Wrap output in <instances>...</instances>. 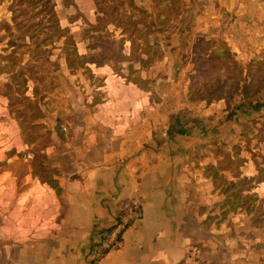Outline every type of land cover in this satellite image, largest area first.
Returning a JSON list of instances; mask_svg holds the SVG:
<instances>
[{"label":"crops","instance_id":"crops-1","mask_svg":"<svg viewBox=\"0 0 264 264\" xmlns=\"http://www.w3.org/2000/svg\"><path fill=\"white\" fill-rule=\"evenodd\" d=\"M186 1L192 3L196 40H225L244 67L264 59V0ZM75 2L80 9L90 0ZM84 14L90 21L96 18V12L94 19ZM185 17L180 15L178 22ZM183 30L167 31L170 35L159 46L161 55L142 68L150 90L127 82L109 64L88 63L90 72H81L79 80L82 92L27 95L29 102L35 101L34 111L43 115L34 123L42 124L40 132L50 136L41 152L56 172L44 179L31 161L28 171L14 173L8 156L12 147L2 143L5 157L0 161L8 164L0 170V264H92L89 253L97 230L111 227L120 201L133 196L141 197L144 216L126 231L122 248L99 264L261 260L262 236L251 229H262L252 217L260 209L264 212V181L242 189L241 199L256 195L253 210L242 200L233 204L232 193L240 185L229 184L255 177V161H264V105H242L229 117L225 98L191 100L194 48L178 41ZM74 37L79 53L89 54L82 34ZM64 63L68 67L65 58ZM79 73L69 70L76 79ZM155 80L168 84L158 99ZM184 108L194 121L187 133L170 138V116ZM16 122L22 130L21 118ZM35 144L23 141L22 147ZM219 146L233 160L243 161L239 175L219 169L224 160ZM32 155L27 153V161ZM212 172L218 173L219 186ZM249 231L256 236L246 235Z\"/></svg>","mask_w":264,"mask_h":264},{"label":"trees","instance_id":"trees-1","mask_svg":"<svg viewBox=\"0 0 264 264\" xmlns=\"http://www.w3.org/2000/svg\"><path fill=\"white\" fill-rule=\"evenodd\" d=\"M119 2L126 4L133 14L127 11L120 12V7L116 4L111 6L99 5L96 19L93 22L80 11L75 0H62V4L65 7H74L76 10V13L68 17L70 22L81 19L89 26L84 28L82 32V38L87 42V48L91 50L87 55L79 53L77 41L70 28L62 25L56 11V0H10L8 10L12 13V21L17 31V36L24 42L26 39L32 41L36 49L32 53V57H37L36 54H38L39 48L46 46L47 41L52 40L53 44L56 41H62V46L59 49L62 50L67 66L72 73L79 68L90 72L88 63H94L97 66L109 64L127 82H133L143 90H150L149 81L144 79L141 73L135 69L133 62L138 63L140 67L150 66L153 63L147 61L148 59L145 57V55H148L149 58V49L151 47L147 50L144 46L147 45L149 36L154 32L150 29L151 26L149 24L152 13L154 12L158 19L163 15L160 0H153L152 11L138 5L135 0H120ZM96 4H99L97 0ZM40 15L47 17L46 22L38 19ZM111 25L116 30L121 29L123 37L116 40L115 34L109 30ZM41 30H46L45 34L47 37L45 39L35 38L36 34ZM138 41H143L145 45L141 46ZM198 41H201L196 50L199 57L194 63V72L190 74L189 98L193 101L206 100L207 102L225 98L229 117H232L235 110L242 105L249 109L261 108L262 105L258 103V100L264 97V93L261 94L260 91V89H264V59L252 60L244 67L236 60L225 40L221 38H200ZM127 48L128 50H126ZM4 58L12 64L9 55L4 56ZM214 61L222 62L225 66H229L230 63L237 67V70L235 73L222 74L224 76L222 79L221 77L202 79L208 72L219 69V65L214 63ZM123 62H129L128 75L123 73L120 67ZM5 73L9 74L10 80L14 82L20 76L23 78L27 77L23 72L16 73V71H10L8 68L0 67V75ZM233 100L238 103L232 105ZM254 102L255 104L251 105ZM40 114L38 113L39 116H43ZM193 121L191 111L188 108L171 114L167 130L168 136L173 138L177 134L187 133L188 126ZM262 132L264 133V122L262 123ZM218 149L224 156L222 163H219V169H228L235 175H239V167L243 164V161L239 159L233 160L231 154L224 151L223 146H219ZM255 163L258 169V174L255 177L245 178L240 182L229 184V188L230 186L240 185L239 190L232 193L234 196L233 204L238 205L239 201L242 200L250 210L254 209L257 197L252 193L241 199V192L243 188L252 189L254 187L253 182L264 181V161L261 164L256 160ZM211 175L215 184L219 186L216 181L218 173L212 172ZM259 211L261 212V209L256 211L252 221L253 223H261L262 228H264V212L262 210V217H260ZM262 247H264V243Z\"/></svg>","mask_w":264,"mask_h":264},{"label":"rangeland","instance_id":"rangeland-1","mask_svg":"<svg viewBox=\"0 0 264 264\" xmlns=\"http://www.w3.org/2000/svg\"><path fill=\"white\" fill-rule=\"evenodd\" d=\"M56 1V11L60 16L62 25L68 26L73 35H76L77 37L79 34L81 35L84 28L89 26L81 19L75 23H70L68 21V17L71 15V13H76V10L74 8L64 7L61 0ZM97 1L99 4H96V0L94 3H91L90 0L88 4L83 2L81 4L80 9L84 13H87L91 19H94L95 12L97 16L99 5L111 6L116 4L120 7V12L127 11L133 14L126 4H121L119 2L120 0ZM135 2L140 6L146 7L149 9V11H152L153 0H135ZM9 4L10 0H0V67L4 69L8 68L10 71H16V73L23 72L27 77L23 78L20 76L14 82L10 80L9 74L5 73L0 75V149L2 148V143L4 141H6L7 145L12 147L10 152H8V156H10L12 159V161L9 163L10 170L14 173H23L28 171V164L33 161L32 163H34V172L39 174L44 179L51 178L54 176L56 171H54L49 164L45 163L46 155L41 152V149L49 143L50 136L48 133L40 132V127L42 124L34 123L39 117L38 111H34L35 101L33 102L31 100L32 102H29L27 97H32L34 94L39 98L43 95H49L57 92H62L64 94H74L75 92L80 93L84 87V85L79 82L81 79V72L84 71V73H88V71L81 68L75 69V74L80 72L78 74L79 76H77L78 79L69 74L70 69L66 67L64 63V54L62 53V50L59 49V47L62 46V41H56L54 44L52 40L47 41L46 46H41L39 48V52L36 54L37 57H32V53H34L36 49L33 46L32 41L26 39L24 42L17 36V31L15 30V26L12 21V13L8 10ZM160 5L161 12L163 13L160 19L157 18L154 12L152 13V17L149 19V24L151 26L150 29L154 32L149 36L147 45H145L143 41H138L141 46L145 45L144 48L147 50L149 47H151L149 49V58L148 55H145V57L148 59L147 61L154 62V60H156L161 55L159 46H161L162 41L165 40L164 36L170 35L167 34V31L172 33L174 31L177 32V29L178 31L184 29V34L181 35V37L185 40L181 38L180 40L178 39V41L186 44L189 46V48L193 46L195 63L199 57V54L196 53V50L201 44V41L199 42L196 40V37H194L192 34L191 26L194 19L192 17L194 14V12H192V3H188L186 0H160ZM182 14L186 15V20L182 21L180 24L178 19ZM38 19L40 21L46 22L47 17L40 15ZM178 27H180V29ZM109 30L115 34L117 37L116 40L123 37L121 34V29L116 30V28L111 25ZM45 33L46 30H41L36 34L35 38L45 39L47 37ZM166 41L167 42L165 43L169 42L168 40ZM79 43L82 47L83 43L81 40ZM13 44L15 45L12 46ZM126 50H128V48ZM8 55L10 56L13 65L4 58V56ZM214 63L219 65V69L208 72V74H205L202 79L212 77H221L222 79L224 77L222 74L235 73L237 70V67L231 65L230 63L229 66H225L222 64V62L218 61H214ZM128 66L129 62H123L120 64V67L124 69L123 73L126 75L129 73ZM133 66L140 73L142 68H144L139 67L140 65L136 62H133ZM192 73L193 72L190 74ZM155 81V87L153 88L154 97L158 99L160 93L166 91L168 84L157 83V80ZM260 91L261 94L264 93V89H260ZM258 101L260 105H264V97ZM247 102H249V100H247ZM232 103V105H234L238 102L233 100ZM254 104L255 102L251 103V105ZM18 117L22 120V130L16 122V118ZM23 141L28 142L30 145L35 142L36 144L29 146V148H23ZM28 152H31L33 155L27 161ZM2 157L5 156H3V152L0 151V159ZM6 164H8L6 160L0 161V170L3 169ZM259 216L262 217V209ZM246 227L247 225L245 227L241 226V228L245 229ZM251 231L257 235L261 233L263 244L264 228L261 229V232L252 229ZM251 231H249L248 234L245 232V234L255 237L256 235L252 234ZM262 244L260 245V248H262V258L261 260H258L256 257L252 264H261V262L264 264V247H262Z\"/></svg>","mask_w":264,"mask_h":264},{"label":"built area","instance_id":"built-area-1","mask_svg":"<svg viewBox=\"0 0 264 264\" xmlns=\"http://www.w3.org/2000/svg\"><path fill=\"white\" fill-rule=\"evenodd\" d=\"M63 130L68 129L63 125ZM144 216L141 197L124 198L118 205L116 220L109 228L97 230V239L90 250V261L99 264L110 252L119 250L124 244L126 231Z\"/></svg>","mask_w":264,"mask_h":264}]
</instances>
